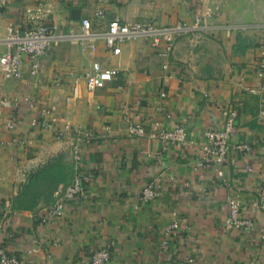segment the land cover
Listing matches in <instances>:
<instances>
[{
	"label": "crops",
	"instance_id": "0c3cea01",
	"mask_svg": "<svg viewBox=\"0 0 264 264\" xmlns=\"http://www.w3.org/2000/svg\"><path fill=\"white\" fill-rule=\"evenodd\" d=\"M35 1L0 0V52L7 27L22 28ZM205 4L111 0L101 4L104 19L94 14L97 0H49L48 8L55 32L77 34L85 16L97 32L114 18L191 23ZM198 33L204 34L199 41ZM263 54L264 18L231 21L220 8L204 19L203 29L177 39L168 69L142 39L123 43L118 54L102 39L92 46L56 39L35 76L32 59L24 56L21 78H0V242L22 264H89L93 247L110 250L107 264H264V208L258 205L264 191V89L257 74ZM95 62L118 71L104 87L89 91L83 74ZM74 87L77 97L68 101ZM231 107L237 117L228 158L207 164L200 146L204 131L223 123ZM6 120L14 125L5 126ZM175 122L194 142L172 143L161 157L158 139L129 133L131 124L153 130L156 123ZM74 129L93 134L85 138L79 168L87 177L86 195L68 202L64 215L42 221L78 170L70 146ZM240 142L250 149L236 148ZM40 163L45 165L29 174ZM149 184L159 195L143 202L140 193ZM230 196L255 221L250 232L225 227ZM172 221L180 224V234L163 251L160 239Z\"/></svg>",
	"mask_w": 264,
	"mask_h": 264
},
{
	"label": "built area",
	"instance_id": "2783aa9c",
	"mask_svg": "<svg viewBox=\"0 0 264 264\" xmlns=\"http://www.w3.org/2000/svg\"><path fill=\"white\" fill-rule=\"evenodd\" d=\"M5 1V0H1ZM111 0H97L98 6L94 14L98 18H105L106 13L101 4L109 3ZM201 3L207 1L202 12L194 17L191 23L185 21H177L173 24L163 25L152 20H121L114 18L108 21L104 31H92L91 20L88 16L81 19L80 32L77 34L57 33L54 26L50 23V11L48 8L49 0H36L34 7L28 13L25 25L22 28L16 26H8L7 33L3 38L5 50L0 52V78H21L22 77V61L24 56H30L32 66L30 69L31 76L37 75L40 59L47 55L49 48L54 40H63L65 38H77L82 41L87 40L92 46L94 43L102 39L106 48L114 54L121 51V45L125 42L135 41L138 39L149 42L158 50V54L162 59V67L168 69L170 60L173 55L175 43L178 38L186 34H195L203 29L204 19L211 16L220 9L215 0H199ZM257 74L260 79L259 87L264 89V54L258 60ZM115 68H103L98 62H95L90 69L84 74L85 86L89 91L104 87L105 84L117 74ZM165 93H162L164 95ZM77 97V87H74L73 93L66 99L68 101ZM2 98H0V101ZM48 109H42V113H47ZM237 111L235 108L228 109V116L220 125L209 126L204 131L203 140L200 142L203 151V160L207 164L220 163L223 164L228 158L229 149L232 146L231 137L235 130V120ZM14 122L6 120L5 126L12 127ZM156 129H147L144 124L136 123L129 126V133L133 136L150 135L160 141V147L157 155L162 156L168 151L170 144L186 145L193 143L190 140L186 126L181 122H175L169 127L157 126ZM0 123V133H1ZM70 129L69 125L64 126ZM63 132L57 134V138H63ZM75 135L70 141L71 153L76 162L78 169L69 182L60 192L57 193L55 199L50 203L46 214L41 219L48 221L51 218L62 216L66 213L68 202L75 198H83L86 195L85 182L87 177L80 171L82 164V146L87 140L93 138V134L84 133L79 129H74ZM238 149L249 150L250 145L246 142H240L236 146ZM252 170V167H248ZM159 195V192L149 184L145 186L141 193L140 199L147 202ZM228 213L225 219L226 228L240 229L250 232L256 226L255 221L240 213V203L235 196L227 198ZM258 205L264 208V191H262ZM180 224L172 221L166 227L163 236L160 239V249L166 251L180 234ZM111 258V252L107 247H93L89 250V264H107ZM188 260L192 261V258ZM0 264H22L21 260L14 254L7 251L5 245L0 242ZM246 264H256L253 261Z\"/></svg>",
	"mask_w": 264,
	"mask_h": 264
},
{
	"label": "water",
	"instance_id": "95a60500",
	"mask_svg": "<svg viewBox=\"0 0 264 264\" xmlns=\"http://www.w3.org/2000/svg\"><path fill=\"white\" fill-rule=\"evenodd\" d=\"M220 8L226 12L231 21L248 24L252 23L255 18H264V0H221ZM196 36L199 41L204 37V34L198 33ZM44 165V163H40L30 168L29 174L38 171Z\"/></svg>",
	"mask_w": 264,
	"mask_h": 264
},
{
	"label": "trees",
	"instance_id": "16d2710c",
	"mask_svg": "<svg viewBox=\"0 0 264 264\" xmlns=\"http://www.w3.org/2000/svg\"><path fill=\"white\" fill-rule=\"evenodd\" d=\"M25 189H26V187H25ZM32 199H33V197L28 199V202H29L28 205H30V204L32 203ZM23 205H24V204H23Z\"/></svg>",
	"mask_w": 264,
	"mask_h": 264
}]
</instances>
